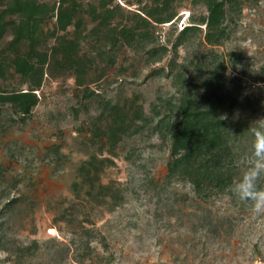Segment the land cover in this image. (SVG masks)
Returning <instances> with one entry per match:
<instances>
[{"label": "rangeland", "instance_id": "rangeland-1", "mask_svg": "<svg viewBox=\"0 0 264 264\" xmlns=\"http://www.w3.org/2000/svg\"><path fill=\"white\" fill-rule=\"evenodd\" d=\"M211 1L36 0L18 33L0 0V94L37 99H0V264H264V214L166 178L182 102L218 107L246 165L264 131V0H225L209 42Z\"/></svg>", "mask_w": 264, "mask_h": 264}, {"label": "trees", "instance_id": "trees-1", "mask_svg": "<svg viewBox=\"0 0 264 264\" xmlns=\"http://www.w3.org/2000/svg\"><path fill=\"white\" fill-rule=\"evenodd\" d=\"M65 4V0H61ZM225 0H212L207 17L206 39L211 42L218 39L220 20L223 17V3ZM230 2V1H229ZM38 5L36 0H7L4 11H9L18 18L16 28L18 33H25L34 23ZM63 8L58 14V23L64 27L67 15ZM67 9V8H66ZM65 9V10H66ZM3 11V12H4ZM154 16L148 13V16ZM156 21L163 18L156 17ZM193 25H185L181 29L184 34ZM4 25L0 24V36ZM33 65L27 59L18 56L15 59V70L24 75L31 72ZM2 101H10L25 114L31 111L36 104L35 94L30 91H15L10 94H0ZM191 105V106H188ZM214 104L198 106L182 102L178 118L171 126L173 137L169 160L166 168V178L173 179L179 176L187 180L193 192L200 199H209L232 196L239 202L242 209L247 206L240 202L232 193L231 186L239 178L242 169L247 168L243 152L238 151L237 143L239 134L230 132L227 120L224 119ZM225 218V220H224ZM197 229H203L206 238L218 239L225 233L232 235L234 231L233 220L228 216L213 218L210 213L199 218ZM212 264V263H211Z\"/></svg>", "mask_w": 264, "mask_h": 264}, {"label": "clouds", "instance_id": "clouds-1", "mask_svg": "<svg viewBox=\"0 0 264 264\" xmlns=\"http://www.w3.org/2000/svg\"><path fill=\"white\" fill-rule=\"evenodd\" d=\"M252 161L232 184L233 195L254 215L264 214V131H255Z\"/></svg>", "mask_w": 264, "mask_h": 264}, {"label": "bare ground", "instance_id": "bare-ground-1", "mask_svg": "<svg viewBox=\"0 0 264 264\" xmlns=\"http://www.w3.org/2000/svg\"><path fill=\"white\" fill-rule=\"evenodd\" d=\"M50 231H53V229H50Z\"/></svg>", "mask_w": 264, "mask_h": 264}]
</instances>
